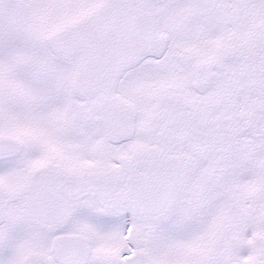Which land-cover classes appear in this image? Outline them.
Instances as JSON below:
<instances>
[{"label": "snow or ice", "instance_id": "obj_1", "mask_svg": "<svg viewBox=\"0 0 264 264\" xmlns=\"http://www.w3.org/2000/svg\"><path fill=\"white\" fill-rule=\"evenodd\" d=\"M0 264H264V0H0Z\"/></svg>", "mask_w": 264, "mask_h": 264}]
</instances>
